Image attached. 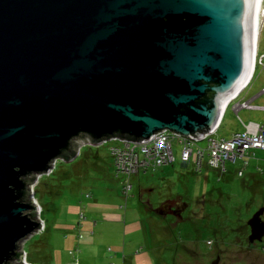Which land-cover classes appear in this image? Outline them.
I'll return each instance as SVG.
<instances>
[{
    "label": "water",
    "instance_id": "1",
    "mask_svg": "<svg viewBox=\"0 0 264 264\" xmlns=\"http://www.w3.org/2000/svg\"><path fill=\"white\" fill-rule=\"evenodd\" d=\"M261 2L0 0V264H24L21 243L42 228L35 175L74 160L79 139L218 130L254 77ZM263 214L249 221L253 240Z\"/></svg>",
    "mask_w": 264,
    "mask_h": 264
},
{
    "label": "rangeland",
    "instance_id": "2",
    "mask_svg": "<svg viewBox=\"0 0 264 264\" xmlns=\"http://www.w3.org/2000/svg\"><path fill=\"white\" fill-rule=\"evenodd\" d=\"M258 27L255 77L231 103L213 138L229 140L250 123L264 127V109L243 108L238 114L234 110L244 101L264 108V65L259 62L264 56V5ZM114 146L119 148L120 143L83 145L71 162L57 160L49 174L35 175L30 188L42 228L21 243L24 264H75L80 259L87 264H208L217 248L236 249L229 244L264 208V176H252L264 170L256 171L252 159L245 168L243 161L229 164L232 174H226L212 170L206 155L197 170L196 150L184 167L174 143L173 164L138 171L127 182L117 175ZM199 147L206 150L207 143L199 142ZM257 157L264 159V150ZM259 164L264 168V161ZM240 169L243 177L236 175ZM177 198L186 207L181 221L157 212L163 203ZM94 205L106 214L97 215ZM115 206L119 213L109 217Z\"/></svg>",
    "mask_w": 264,
    "mask_h": 264
},
{
    "label": "built area",
    "instance_id": "3",
    "mask_svg": "<svg viewBox=\"0 0 264 264\" xmlns=\"http://www.w3.org/2000/svg\"><path fill=\"white\" fill-rule=\"evenodd\" d=\"M264 56L260 59V65H264ZM256 64V61H255ZM253 79V78H252ZM264 94V90L262 91ZM250 109V102L238 104L234 109ZM245 130L241 133H236L231 139H216L213 138L215 133L206 134L203 140H190L181 138L170 132H162L157 134L150 143L135 144L126 139L114 138L110 141L120 143V147L114 146L111 148V153L115 159V168L117 175L129 176L137 173L140 169L153 167H165L175 162L174 143L180 148V161L187 164L196 150L197 170L201 168L203 160L208 155V166L211 169L221 172H228V165L235 164L238 160L243 161L244 168L248 165L250 155L259 150H264V127L250 123L244 125ZM205 141L207 149L203 150L199 147V142ZM93 145L87 137L78 140L77 153L83 145ZM239 176L243 173L240 171ZM125 187V193L127 192ZM130 190V189H129ZM26 264H28L26 262Z\"/></svg>",
    "mask_w": 264,
    "mask_h": 264
},
{
    "label": "flooded vegetation",
    "instance_id": "4",
    "mask_svg": "<svg viewBox=\"0 0 264 264\" xmlns=\"http://www.w3.org/2000/svg\"><path fill=\"white\" fill-rule=\"evenodd\" d=\"M237 99L238 98H236V100ZM147 170L148 168L140 169L139 171L146 172ZM129 178H130L129 176L126 177L127 182ZM129 187L131 188V190L133 189V186H129ZM150 208L152 209V206ZM164 208L166 213H168L167 216L164 215L165 218L168 217V215H171L181 221L182 217L180 213L184 212L186 207L182 199L179 198L178 200L177 198L172 201L169 200V202L164 206ZM252 217L242 227L243 234H241L240 238L236 239V241H233L232 243L229 244L231 248H236V249L227 250L225 247L217 248L208 257V264H264V236L261 237V239H254V240L252 239L251 237L252 229L249 225V221L252 219ZM261 218L262 221L264 222V214L262 215ZM256 235H258L257 237H259L260 234L258 233Z\"/></svg>",
    "mask_w": 264,
    "mask_h": 264
},
{
    "label": "crops",
    "instance_id": "5",
    "mask_svg": "<svg viewBox=\"0 0 264 264\" xmlns=\"http://www.w3.org/2000/svg\"><path fill=\"white\" fill-rule=\"evenodd\" d=\"M241 96V95H240ZM258 98V97H257ZM257 98H256V96L254 97V98H252V101H254V100H257ZM251 100V99H250ZM244 102H246V101H244ZM264 108H261V107H253L252 106V108H250V109H248V110H263ZM240 110H243V109H240ZM240 110L239 111H236L235 110V112L238 114L239 112H240ZM247 110V109H246ZM223 122V121H222ZM222 124V123H221ZM220 127H221V125H220ZM220 127L218 128V130L215 132V133H217L218 131H219V129H220ZM258 152V151H257ZM257 152H256V155H257ZM264 159H261V158H259V157H257V159H255L254 158V161L256 162V168H255V170L257 171L259 168H260V164H259V161H263ZM231 165H233V164H231ZM244 165V164H243ZM183 166L185 167L186 165H184L183 164ZM241 168H244V166L243 167H241ZM262 168V167H261ZM260 168V169H261ZM230 169V167L228 166V170ZM239 169V168H238ZM212 170H214V169H212ZM214 171H216V170H214ZM238 171L239 170H237V172H236V175L238 176ZM258 172H260L259 170H258ZM142 172H140L137 176H139L140 174H141ZM218 173V172H217ZM145 174V173H144ZM226 174H232V172H230L229 173V171L228 172H226ZM260 174V173H259ZM244 176V175H243ZM242 176V177H243ZM252 176H255V177H258V176H261V175H258V173L257 174H252ZM262 176H264V175H262ZM240 177V176H239ZM94 206H96V205H94ZM93 209H94V211H95V213H97V215L99 214V215H101V214H106L105 212H103L104 210L103 209H101V207L100 206H96V207H93ZM119 212H118V208H117V206H115V208H114V210H111L110 212H108V215H109V217H111L112 215H117ZM110 221H112V220H110ZM75 264H87L86 262H82V260L80 259L79 260V262H78V260L76 261V263Z\"/></svg>",
    "mask_w": 264,
    "mask_h": 264
},
{
    "label": "bare ground",
    "instance_id": "6",
    "mask_svg": "<svg viewBox=\"0 0 264 264\" xmlns=\"http://www.w3.org/2000/svg\"><path fill=\"white\" fill-rule=\"evenodd\" d=\"M263 5H264V0H262L261 2V9H260V12L258 13L256 19H255V25H254V34H253V43H252V51H251V57L253 58L252 59V65L254 63V59L256 57V51H257V45H258V38H259V33H258V30L260 29L259 26V19H260V16H261V11H262V8H263ZM252 65L250 67H252ZM251 69V68H250ZM249 73L251 74L252 73V70H249ZM250 76V75H249ZM238 92V91H237ZM236 94V93H235ZM234 94V95H235ZM35 205V204H34Z\"/></svg>",
    "mask_w": 264,
    "mask_h": 264
},
{
    "label": "trees",
    "instance_id": "7",
    "mask_svg": "<svg viewBox=\"0 0 264 264\" xmlns=\"http://www.w3.org/2000/svg\"><path fill=\"white\" fill-rule=\"evenodd\" d=\"M196 156V155H195ZM254 158L255 159H257V155L255 154V155H250V158H249V165H250V160L252 159V160H254ZM191 160H192V157H191V159H190V161L186 164V166L187 165H189L190 163H191ZM65 161H67V162H70V161H68V160H65ZM238 161H241V160H238ZM237 161V162H238ZM264 161V160H263ZM249 165H248V167H249ZM229 166V165H228ZM228 168V167H227ZM261 168V167H260ZM261 169H263L264 170V168H261ZM229 171V170H228ZM241 171V169L238 171V173ZM229 173H230V171H229ZM242 173H243V171H242ZM260 175H264V174H260ZM243 176V175H242ZM241 176V177H242ZM239 177V176H238ZM124 191H125V188H124Z\"/></svg>",
    "mask_w": 264,
    "mask_h": 264
},
{
    "label": "clouds",
    "instance_id": "8",
    "mask_svg": "<svg viewBox=\"0 0 264 264\" xmlns=\"http://www.w3.org/2000/svg\"><path fill=\"white\" fill-rule=\"evenodd\" d=\"M254 77H255V75H254ZM251 81H252V80H251ZM249 85H250V83L248 84V86H249ZM248 86H247V87H248ZM234 101H236V99H235ZM231 103H232V102H231ZM241 103H243V102H241ZM253 107H254V106H253ZM228 108H229V107H228ZM233 109H234V108H233ZM184 165H185V164H184Z\"/></svg>",
    "mask_w": 264,
    "mask_h": 264
}]
</instances>
